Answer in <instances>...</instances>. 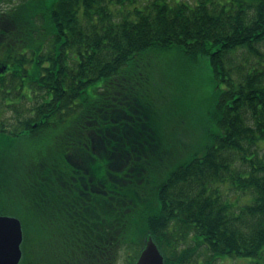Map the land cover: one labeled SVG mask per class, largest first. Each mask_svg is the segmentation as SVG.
I'll return each instance as SVG.
<instances>
[{
    "label": "trees",
    "instance_id": "trees-1",
    "mask_svg": "<svg viewBox=\"0 0 264 264\" xmlns=\"http://www.w3.org/2000/svg\"><path fill=\"white\" fill-rule=\"evenodd\" d=\"M1 1L0 58L27 94L6 104L21 82L0 78V140L21 150L0 160L33 162L27 205L50 236L19 264H115L123 248L134 264L148 236L165 264L264 253V0ZM164 55L206 59L215 83L179 154L158 113ZM8 176L0 163V192Z\"/></svg>",
    "mask_w": 264,
    "mask_h": 264
},
{
    "label": "rangeland",
    "instance_id": "rangeland-1",
    "mask_svg": "<svg viewBox=\"0 0 264 264\" xmlns=\"http://www.w3.org/2000/svg\"><path fill=\"white\" fill-rule=\"evenodd\" d=\"M19 0L1 2L3 6L11 7ZM156 73L162 78L157 79L159 83L158 108L160 114V123L168 133L170 140H174L180 147L174 148V152L179 154L185 148H194L196 142L200 141V136L206 125V116L214 106L215 83L211 78L209 63L206 59H201L199 63L183 64L175 58V55H164L161 62L157 64ZM103 81H98L97 86H101ZM88 87V92L92 90ZM213 129V128H212ZM173 135V136H172ZM11 142V141H10ZM185 146V148L183 147ZM264 147V144H261ZM6 150L13 157H21L17 145H9L6 140H0V152ZM21 165H16L18 163ZM1 167L9 174L8 180L2 184L0 192V201L4 211L1 215L16 218L22 224L24 238L21 250L27 251L31 259L37 258L35 254H41L45 242L50 240V236L44 230L38 227L44 219H38L36 213L28 209L27 203L33 199L40 198L42 192H33L27 184L32 186L30 171L33 170V162L17 159L0 160ZM36 173V172H35ZM27 183V184H26ZM235 199V196L231 198ZM141 205H138L136 213L141 211ZM1 210V209H0ZM132 252L123 248L118 254L115 264H130Z\"/></svg>",
    "mask_w": 264,
    "mask_h": 264
},
{
    "label": "water",
    "instance_id": "water-1",
    "mask_svg": "<svg viewBox=\"0 0 264 264\" xmlns=\"http://www.w3.org/2000/svg\"><path fill=\"white\" fill-rule=\"evenodd\" d=\"M22 227L18 219L0 215V264H18L21 259ZM135 264H164V259L151 236Z\"/></svg>",
    "mask_w": 264,
    "mask_h": 264
},
{
    "label": "flooded vegetation",
    "instance_id": "flooded-vegetation-1",
    "mask_svg": "<svg viewBox=\"0 0 264 264\" xmlns=\"http://www.w3.org/2000/svg\"><path fill=\"white\" fill-rule=\"evenodd\" d=\"M0 50H4V47L0 45ZM1 54V53H0ZM7 67H9L3 60L0 58V78H6V79H15L19 80L21 82V86L19 87V91L16 93L15 96H8L6 97V104L8 105H14L21 103V96H26L27 94V88H26V82H27V76L26 75H19V76H11V75H5L6 72H9V69L7 70ZM13 111L12 108H7L6 112L8 114H11ZM92 181H89L91 183ZM89 187V185H88ZM103 187V186H102ZM93 194H96V191L92 190ZM198 237L190 236L189 241L193 243L198 242ZM184 247H191V245L187 244ZM177 254L182 255L184 258H186L184 263L186 264H258L264 262V253L263 252H257L255 257L248 256V257H234V256H215L212 258V260L209 259V252L206 251H179Z\"/></svg>",
    "mask_w": 264,
    "mask_h": 264
}]
</instances>
